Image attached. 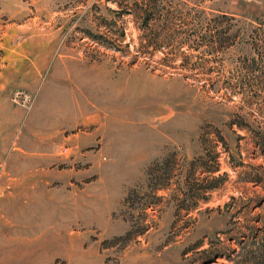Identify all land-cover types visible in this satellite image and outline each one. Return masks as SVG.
I'll return each instance as SVG.
<instances>
[{
	"label": "rangeland",
	"instance_id": "1",
	"mask_svg": "<svg viewBox=\"0 0 264 264\" xmlns=\"http://www.w3.org/2000/svg\"><path fill=\"white\" fill-rule=\"evenodd\" d=\"M250 254L264 0H0V264Z\"/></svg>",
	"mask_w": 264,
	"mask_h": 264
},
{
	"label": "trees",
	"instance_id": "2",
	"mask_svg": "<svg viewBox=\"0 0 264 264\" xmlns=\"http://www.w3.org/2000/svg\"><path fill=\"white\" fill-rule=\"evenodd\" d=\"M238 128H241V127H238ZM213 188H215L214 185L208 187V190H211ZM159 189H162V187L157 188L156 190H159ZM203 192H206V191H203ZM204 200L206 201V198H204ZM196 209H197V205H193L192 207L182 208L181 210H185L186 212H192V211H194ZM213 211H219V208H216V210L213 209L211 212H213ZM199 247H201V244L200 243L197 244L195 248H199ZM215 257L216 258H218V257H225V259L227 261H230L231 260L230 257H229V255H224L223 253H220L219 255H216ZM246 257H247V259H246L247 262H253V264H263L264 263V262H261L262 260H260L261 258H259V256H251V254H250V256L247 255Z\"/></svg>",
	"mask_w": 264,
	"mask_h": 264
}]
</instances>
